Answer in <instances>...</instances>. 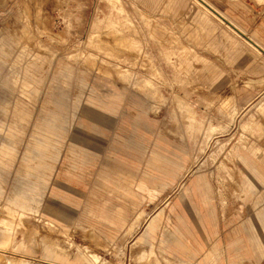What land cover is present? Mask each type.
<instances>
[{
  "label": "rangeland",
  "instance_id": "obj_1",
  "mask_svg": "<svg viewBox=\"0 0 264 264\" xmlns=\"http://www.w3.org/2000/svg\"><path fill=\"white\" fill-rule=\"evenodd\" d=\"M206 1L228 19L197 0H0V264H264V1ZM72 134L138 140L117 236L83 219L93 177L51 199L63 225L45 213Z\"/></svg>",
  "mask_w": 264,
  "mask_h": 264
},
{
  "label": "crops",
  "instance_id": "obj_2",
  "mask_svg": "<svg viewBox=\"0 0 264 264\" xmlns=\"http://www.w3.org/2000/svg\"><path fill=\"white\" fill-rule=\"evenodd\" d=\"M197 1L201 3L203 1L211 12L218 14L223 19H228V15H223L228 13L222 8H219L216 4L208 3L206 0ZM226 1L227 3L224 2L225 5L229 4L234 7L241 6L247 8L245 13L251 9L246 0ZM236 18L245 28V25L250 21L248 15L241 14L236 16ZM253 19L254 18L251 20ZM263 28L264 19L261 20L260 29L253 32L255 34V39L264 36ZM256 41L261 43L258 39H256ZM252 45L254 44L252 43ZM95 117L106 120V117ZM110 119L111 118H109V120ZM137 142L138 140L135 136L124 138L118 135L116 144L110 146V149L107 152H104V148H98L92 145L89 141L80 140L75 134L70 135V144H68L66 151L60 157L54 179L49 188L48 200L45 207L46 215L56 223L63 225V220L59 217L56 206L51 202V199L61 197L60 192L65 188L63 185L64 182H76L78 184H83V186L86 187L93 177L94 187L91 190L92 204L88 206L83 219L88 221L89 228L93 235L101 233L107 238L117 236L118 233L116 232H121V229L125 227V221L128 220L127 207L137 204V201L134 198L142 197V161L137 159ZM160 148L161 150L163 149L169 152L166 146H160L159 144L158 148L155 147L152 151L155 158L151 161L152 167L150 172L156 174L155 185H157V175L159 173L158 161ZM111 150H114V152H111ZM120 150L124 153L120 152ZM102 153L104 156L100 158ZM163 168L167 172L172 170L168 163L166 167L163 166ZM149 185H147V187L153 191V184L150 183ZM127 197L131 200L134 199V203L128 200ZM113 199H117V201H113ZM214 212L215 211L213 210L208 211L213 218L216 228V220L213 216ZM158 213L159 212H157V214ZM153 218L154 217L150 220ZM205 232L206 235L209 236L211 232H216V230L213 229L210 231V229H207ZM200 243L202 250V246H205L206 240H200ZM236 244H239L240 247L247 246L245 245L246 242L243 240L236 241ZM249 252H251V250L244 251V253Z\"/></svg>",
  "mask_w": 264,
  "mask_h": 264
}]
</instances>
